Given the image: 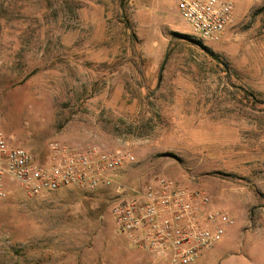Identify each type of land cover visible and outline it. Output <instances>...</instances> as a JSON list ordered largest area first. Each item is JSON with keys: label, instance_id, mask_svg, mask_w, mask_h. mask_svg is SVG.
I'll return each mask as SVG.
<instances>
[{"label": "rangeland", "instance_id": "obj_1", "mask_svg": "<svg viewBox=\"0 0 264 264\" xmlns=\"http://www.w3.org/2000/svg\"><path fill=\"white\" fill-rule=\"evenodd\" d=\"M232 1L208 40L172 0H0V129L37 159L130 151V188L205 190L233 223L191 264H264V0ZM7 188L0 264H163L117 231L113 190Z\"/></svg>", "mask_w": 264, "mask_h": 264}, {"label": "built area", "instance_id": "obj_2", "mask_svg": "<svg viewBox=\"0 0 264 264\" xmlns=\"http://www.w3.org/2000/svg\"><path fill=\"white\" fill-rule=\"evenodd\" d=\"M180 16L201 38L218 39L233 20L232 0H172ZM134 155L50 141L43 159L15 145L0 129V199L14 184L34 196L61 188L86 192L113 190L111 213L117 231L132 246L152 253L166 264H191L222 239L233 223L230 215L211 206L210 195L177 180L156 175L137 187L122 184L117 174Z\"/></svg>", "mask_w": 264, "mask_h": 264}, {"label": "crops", "instance_id": "obj_3", "mask_svg": "<svg viewBox=\"0 0 264 264\" xmlns=\"http://www.w3.org/2000/svg\"><path fill=\"white\" fill-rule=\"evenodd\" d=\"M236 13V12H235ZM237 15V14H236ZM154 263V262H153ZM157 263H163V264H166V262H165V260L164 259H162V258H159L158 260H157Z\"/></svg>", "mask_w": 264, "mask_h": 264}, {"label": "trees", "instance_id": "obj_4", "mask_svg": "<svg viewBox=\"0 0 264 264\" xmlns=\"http://www.w3.org/2000/svg\"><path fill=\"white\" fill-rule=\"evenodd\" d=\"M182 35H184V34H182ZM185 36V35H184Z\"/></svg>", "mask_w": 264, "mask_h": 264}]
</instances>
